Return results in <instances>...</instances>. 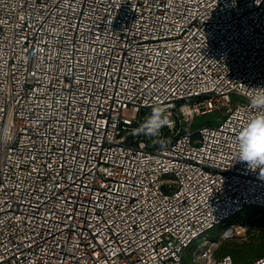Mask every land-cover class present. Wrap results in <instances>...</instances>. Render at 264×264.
<instances>
[{"label": "built area", "instance_id": "2783aa9c", "mask_svg": "<svg viewBox=\"0 0 264 264\" xmlns=\"http://www.w3.org/2000/svg\"><path fill=\"white\" fill-rule=\"evenodd\" d=\"M259 88L264 0H0V264H183L264 207L236 143Z\"/></svg>", "mask_w": 264, "mask_h": 264}, {"label": "clouds", "instance_id": "9594fccd", "mask_svg": "<svg viewBox=\"0 0 264 264\" xmlns=\"http://www.w3.org/2000/svg\"><path fill=\"white\" fill-rule=\"evenodd\" d=\"M251 95L250 103L257 109H264V88H259ZM170 113L164 107H153L151 114L141 125L133 129L134 135L146 137H158L161 130L169 126ZM159 143L163 146L164 140ZM237 160L247 162L249 169L260 170L261 178H264V111L250 119L237 136Z\"/></svg>", "mask_w": 264, "mask_h": 264}, {"label": "rangeland", "instance_id": "374dc122", "mask_svg": "<svg viewBox=\"0 0 264 264\" xmlns=\"http://www.w3.org/2000/svg\"><path fill=\"white\" fill-rule=\"evenodd\" d=\"M248 209L250 210V208ZM250 211L246 212L244 221L236 224L233 228V234L229 236L224 235V227L218 226L206 235L205 238H202L190 247L184 255L185 264H199V262H196L195 257L206 248L211 250L213 258H218L225 255L224 252L230 251L233 247L242 245L243 242H254L261 227V220L259 219V215H255ZM249 231L250 233H248Z\"/></svg>", "mask_w": 264, "mask_h": 264}, {"label": "trees", "instance_id": "16d2710c", "mask_svg": "<svg viewBox=\"0 0 264 264\" xmlns=\"http://www.w3.org/2000/svg\"><path fill=\"white\" fill-rule=\"evenodd\" d=\"M223 117H224L223 112H213V113L198 115L193 120V127H198L201 125L209 126L219 121V119ZM248 208H250L251 211ZM247 211L248 212L250 211L255 215H259V219L261 220V224H260L261 227L258 230V235L255 238L254 242H243L242 245H237L233 247L230 251L224 252L225 255L220 256V257H224L226 256V254L231 256L235 264H251L256 259L264 256V207L253 206V205L247 206L243 209V211H240L236 215L231 216L230 219H228L225 224L217 225L213 229L209 230L207 233L208 235L212 230H214L218 226H223L225 229L226 226L234 227L236 226V224L242 223L244 221V217ZM248 233H250V231ZM201 239L202 238L195 239L185 249L184 254L187 250H189L190 247H192L195 243H197ZM182 261L183 264H185L184 255Z\"/></svg>", "mask_w": 264, "mask_h": 264}]
</instances>
